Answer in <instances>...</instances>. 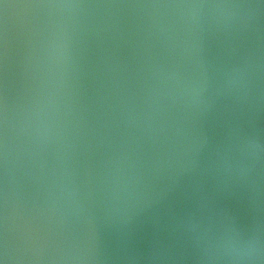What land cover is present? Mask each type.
Listing matches in <instances>:
<instances>
[{
	"label": "water",
	"instance_id": "obj_1",
	"mask_svg": "<svg viewBox=\"0 0 264 264\" xmlns=\"http://www.w3.org/2000/svg\"><path fill=\"white\" fill-rule=\"evenodd\" d=\"M0 264H264V0H0Z\"/></svg>",
	"mask_w": 264,
	"mask_h": 264
}]
</instances>
